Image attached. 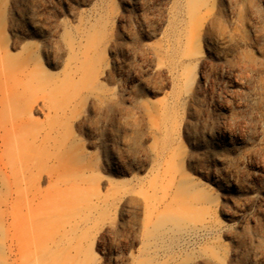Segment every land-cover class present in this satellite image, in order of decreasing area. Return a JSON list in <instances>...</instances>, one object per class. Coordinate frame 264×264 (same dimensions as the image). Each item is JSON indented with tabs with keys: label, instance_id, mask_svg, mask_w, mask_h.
Returning a JSON list of instances; mask_svg holds the SVG:
<instances>
[{
	"label": "rangeland",
	"instance_id": "1",
	"mask_svg": "<svg viewBox=\"0 0 264 264\" xmlns=\"http://www.w3.org/2000/svg\"><path fill=\"white\" fill-rule=\"evenodd\" d=\"M0 105V264H264V0H0Z\"/></svg>",
	"mask_w": 264,
	"mask_h": 264
},
{
	"label": "bare ground",
	"instance_id": "2",
	"mask_svg": "<svg viewBox=\"0 0 264 264\" xmlns=\"http://www.w3.org/2000/svg\"><path fill=\"white\" fill-rule=\"evenodd\" d=\"M8 54L6 56V59H7V57L9 58ZM8 105L7 106L10 109L12 107L11 103ZM26 109L25 108L22 109L21 107L20 108L18 107L17 111H14V112H11L10 114H8L7 118L11 119V122H12V123H10L9 128H8V126H6V124H3V122L1 121V123H0L1 129L0 130H2V133H0V140L3 144L7 145L8 144L7 142L8 141L10 142V139L12 137H14V136L19 137V135H22V133L24 134L27 132L25 127H30V123L28 122V120L26 119V117L24 115L28 114L31 111V108H26ZM22 112H23V115H22ZM4 149H6V148H4ZM57 156H58L57 158L60 159V158H62L63 154H59ZM8 157L9 158H7V161H5V162H3V160L0 158V161H2V164L4 166H6L7 164H9L11 162L13 163L15 161V159L21 160V158H25L24 155L21 156L17 152H12V154H10Z\"/></svg>",
	"mask_w": 264,
	"mask_h": 264
}]
</instances>
